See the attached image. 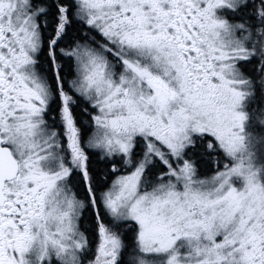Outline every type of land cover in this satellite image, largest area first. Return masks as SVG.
I'll use <instances>...</instances> for the list:
<instances>
[{"label":"snow or ice","instance_id":"snow-or-ice-1","mask_svg":"<svg viewBox=\"0 0 264 264\" xmlns=\"http://www.w3.org/2000/svg\"><path fill=\"white\" fill-rule=\"evenodd\" d=\"M0 264H264V0H0Z\"/></svg>","mask_w":264,"mask_h":264}]
</instances>
